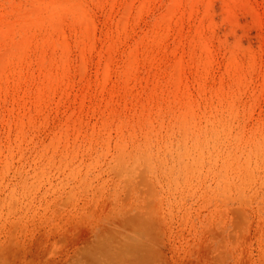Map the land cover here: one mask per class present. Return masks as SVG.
<instances>
[{"label": "rangeland", "instance_id": "374dc122", "mask_svg": "<svg viewBox=\"0 0 264 264\" xmlns=\"http://www.w3.org/2000/svg\"><path fill=\"white\" fill-rule=\"evenodd\" d=\"M0 264H264V0H0Z\"/></svg>", "mask_w": 264, "mask_h": 264}, {"label": "bare ground", "instance_id": "6f19581e", "mask_svg": "<svg viewBox=\"0 0 264 264\" xmlns=\"http://www.w3.org/2000/svg\"><path fill=\"white\" fill-rule=\"evenodd\" d=\"M68 4H69V3H66V1H61V2H59L58 4H56V5L54 6V8H55V9H60L61 7L64 8V7H66ZM54 8H53V9H54ZM82 9H83V8H82V4H81L80 1H77V2H75V3L73 4V10H74V11H76V12L79 13V10L82 11Z\"/></svg>", "mask_w": 264, "mask_h": 264}]
</instances>
